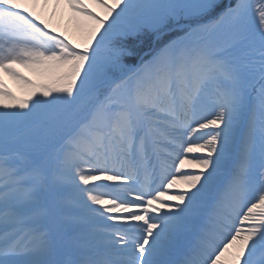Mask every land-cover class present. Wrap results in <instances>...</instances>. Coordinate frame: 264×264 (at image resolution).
<instances>
[{
	"label": "bare ground",
	"instance_id": "1",
	"mask_svg": "<svg viewBox=\"0 0 264 264\" xmlns=\"http://www.w3.org/2000/svg\"><path fill=\"white\" fill-rule=\"evenodd\" d=\"M149 1L0 0V123L27 121L71 84L72 78L60 62L68 51L54 48L47 32L60 33L74 45L94 48L111 36L115 24L122 27L135 19ZM259 6L264 18V5ZM30 13L38 16L43 27ZM201 36L200 25L186 28L153 58L147 59V49L137 65L116 69L117 78L97 94L92 110L78 116V120L85 117L75 133L56 144L57 150H48L51 158L46 182L51 192L43 181L45 164L40 156L29 162L23 156L26 152L0 150V208L7 212L6 217L0 216V264H149L151 258L156 263L160 261L158 252L171 246L176 233L184 234L179 230L199 227V208L210 205L223 183L230 189L220 197L222 226L212 229L213 244L205 242L199 262L264 264V193L257 202L256 198L255 202L247 200L250 191L264 185V90L259 83L264 79L260 67L264 63V27L248 44L229 46L226 57L213 56L212 51L218 48L205 46ZM245 89L255 90L256 100L246 96ZM196 91L199 103L192 99ZM152 103L182 117L190 129L172 130L171 120L179 123L162 112L150 114ZM247 110L248 120L241 131L240 119ZM135 114L140 115L135 119ZM148 115L157 118L151 120ZM233 118L235 122L230 123ZM209 123L218 129L206 131ZM146 124L165 135L171 133L170 141L176 145ZM135 131L138 137L147 132L167 145L160 162L162 167L169 163L164 172L171 181L165 188L173 190L169 195L158 192L157 199L149 198L144 205L109 197L110 191L104 188L112 189L122 181L114 175L119 168L112 154L116 144L126 146ZM239 134L245 138L239 139ZM192 140L198 143L196 149L189 143ZM178 141L186 147L178 148ZM174 147L179 154L171 153ZM82 152H96L101 158L92 156L87 166ZM181 154L179 167L184 174L172 176ZM126 158L134 159L130 150ZM206 170L209 177L202 173ZM130 176H136V170ZM123 195L135 202L141 199ZM171 201L175 205L169 204ZM244 203L249 205L241 209ZM132 210L141 211L121 218ZM151 211L167 217L160 223L150 222ZM22 218H30L20 225L29 235L26 244L7 242L14 231L3 230ZM118 219L119 225L128 226L123 230L133 232L137 244L119 249L132 242L110 240L119 237L108 232ZM134 223L140 228L131 226ZM155 231H160L159 235ZM102 249L108 253L103 258Z\"/></svg>",
	"mask_w": 264,
	"mask_h": 264
},
{
	"label": "rangeland",
	"instance_id": "2",
	"mask_svg": "<svg viewBox=\"0 0 264 264\" xmlns=\"http://www.w3.org/2000/svg\"><path fill=\"white\" fill-rule=\"evenodd\" d=\"M259 4H261V6L264 5V0H150L143 10L138 13L135 19H131L130 22H127L122 27L121 25L115 24L112 28L113 33L111 36L99 43L97 47L90 49L69 43L64 35L60 33L47 32L54 48L63 47L67 49L68 53L61 56L60 62L63 70L70 74L72 82L62 94H59L57 98L52 100L35 116L28 117L27 121L22 120V122H18L14 125L0 123V150H16V152L19 153L26 152L27 155L23 154V156L29 162H31L34 157L40 156L45 164L42 174L43 181L51 192V188L46 182V174L50 167L49 162L51 158L50 151L48 152V150H53V148L57 150V146L56 143L50 142V140L62 133L70 122L80 114L82 110L79 112L78 110H80L90 96L89 102L91 103L88 107L92 106L93 101H95L100 91L107 90V86L110 82L117 78L116 69L119 68V66L122 67L123 70H126L127 68L137 65L141 55L139 54L136 56V53L142 48H146L149 51L147 59L153 58L164 44L175 41L186 28H191L196 25H200L202 32L201 38L206 41L205 46L215 47L216 45V48H218L212 51V55L215 56L214 54L218 53L219 56H225L229 46L237 47L238 45H246L262 31L264 27V18L261 16L260 11L262 8H260ZM29 15L33 20L37 21L39 27H43V23L39 24V18L35 13H30ZM182 26L188 27L182 30ZM6 58L5 60L7 61L8 59ZM113 64L116 65L115 68L112 66ZM260 67H263L262 72L264 73V63ZM260 81V87L264 90V79ZM161 93L164 92L161 91ZM245 93L246 96L253 97V99L256 100L257 95H255V90L249 92L245 89L244 94ZM193 95L196 98L195 95H197V91L193 92ZM153 104L154 103L150 106H153ZM232 107H236V105ZM159 112L170 116L179 123L176 125V123L171 120L169 126L174 128L172 130L190 129V125L183 119L177 118L171 112L162 111L160 107L154 106L150 114ZM248 116L249 112L247 110L245 117L240 119V122H242L241 131L248 120ZM148 117L150 119L157 118L155 116L150 117L149 115ZM233 122H235L234 118L230 120V123ZM210 125L212 126L213 124L209 123V129L206 131H211L210 133H213L218 129L217 126L213 125V127H210ZM170 134L168 136L169 138L167 137L165 139H169L170 141ZM241 138L245 137L239 134V139ZM178 142V148L183 149L186 147L181 141ZM170 143L176 145L173 140L170 141ZM189 143H193L192 149L198 147L196 140L194 142L192 140ZM224 143L225 145L227 144V142ZM178 148L174 147V150H170L171 153H176V155L177 153L179 154ZM192 155H186L185 157L189 159L197 158V156ZM182 157H184L183 154L178 155L175 162L178 166L175 167L176 171L172 173V176L177 177L184 174L183 172L181 173L183 170H180L181 167H179V162H181ZM168 164L169 163H166L165 167H167ZM165 167L163 165L162 171H166ZM257 169L260 168L257 167ZM202 173L207 177L210 176L207 170ZM169 181H171V177H169V175H164L162 179V189L159 188V191L155 190V192H157H154L152 195L156 197L155 195H157L158 192L167 195L172 194L173 190L171 192V190L165 188V184ZM199 191L200 190H198V192ZM261 193H264V185L263 187H258L257 194L252 199V202H255V198L257 202V199L259 200V197H261ZM50 199L53 202L51 194ZM125 202L127 203V201ZM169 204L175 205L172 201ZM11 206H13V204ZM78 207L80 206L78 205ZM92 209H94L93 211L95 212L99 211L96 207ZM139 211L132 210L129 214L121 216V218L129 216L131 213L139 214ZM0 216H7V212L4 208H0ZM52 216L55 219L57 218L55 203H53ZM33 219L34 217L31 218V220ZM28 220H30V218H22L15 223H9L10 230L14 231L13 236L15 234L18 235L16 240L21 243L24 242L25 244L29 235L25 233L24 228H21L20 225ZM115 222L119 223L120 220L118 219ZM131 226L140 228L141 225L139 223H134L131 224ZM132 233L133 232L128 233L130 237L133 236ZM110 240L113 239L111 238ZM115 240L113 241L122 242L124 239L118 237ZM127 241L132 242V244L121 245L119 249L134 245L133 243L137 244L135 238L130 240L127 239ZM101 252L106 253V251L103 250ZM53 257L54 259L57 258L56 255Z\"/></svg>",
	"mask_w": 264,
	"mask_h": 264
}]
</instances>
